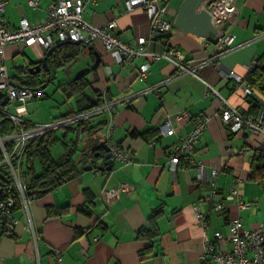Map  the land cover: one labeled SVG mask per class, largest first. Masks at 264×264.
Wrapping results in <instances>:
<instances>
[{"label": "crops", "instance_id": "crops-1", "mask_svg": "<svg viewBox=\"0 0 264 264\" xmlns=\"http://www.w3.org/2000/svg\"><path fill=\"white\" fill-rule=\"evenodd\" d=\"M28 1L9 0L3 19L10 29L19 28L23 18L33 25L40 23L48 6L56 0H39L35 9L28 6ZM181 1L175 0L173 7L170 0H158V4L167 7L166 18L173 22ZM123 3L124 0H95L86 6L82 18L93 26L116 21V33L124 43L147 37L150 30L144 10L136 8L127 14ZM237 8V18L228 28L234 34L230 52L210 67L198 71L201 79L177 75L172 64L160 59L150 63L142 80L137 76L144 58L137 57L129 64L119 66L100 42L89 46L93 48L92 53L100 54V65L86 74L91 88L86 90L96 92L97 99L100 92L108 95L113 106L110 114H104L105 124L101 130L105 129L106 134L107 123L113 126L112 140L132 153L131 164L124 167L116 161L113 170L104 173L83 170L78 177L40 197L29 199L31 224L37 234L35 240L24 210L15 209L14 216L19 224L12 236L0 238V264H36V252L40 264H54V250L62 252V264H216L201 259L205 234L215 249L226 250L230 247L229 242L216 239L214 233L226 237L230 219L240 218L247 229L264 223V189L249 177L253 150L259 146L261 136H229L231 132L219 117L220 98L214 95L216 90L230 106L240 111L248 110L243 85H236L228 72L234 71L244 77L246 66L264 53V0H237ZM165 40V45L156 42L158 44L146 46L153 50L176 47L189 60L187 64L211 57L215 51L214 44L184 34L176 27ZM81 48L77 57L83 55L80 70L92 64L89 48ZM46 52L38 45L25 47L21 42L13 43L5 47L3 55L0 54V64L4 60L8 66L9 62L26 59L27 62L24 60L17 67L26 71L27 66L31 68L34 62H40ZM50 68L55 77L58 68L53 64ZM13 73L8 69L9 76ZM205 83L212 87L210 92ZM45 86L40 88L42 93ZM45 99L47 95L43 93L41 98L25 104L26 119L30 123L49 122L61 116H52L46 111ZM38 108L45 112L44 116H39ZM180 112H188L192 119L176 121ZM197 118L205 119L206 129L196 144L192 162L182 164L174 171L170 166L173 146L191 131ZM167 122L174 129L172 136L160 133V127ZM132 131L151 133L144 139L129 136ZM89 154L85 148L87 160ZM87 160L86 166L89 165ZM199 163L205 170L203 180L196 178ZM211 171L216 172L213 181L219 192L218 199L231 188H237L242 199L252 203L250 208L238 211L234 202L224 201L223 212H211L204 200L210 193L208 177ZM118 183H127L132 190L117 199L108 198L106 192ZM85 190L90 192L89 198ZM90 200L94 202L90 208L95 214L88 217L79 208ZM196 204L206 217L205 229L197 222ZM159 206L162 208L157 220L160 237L152 249L153 254H141L149 243L136 240L135 232L148 225L149 216ZM48 207L54 212L49 217ZM96 220L104 229L94 227ZM77 230L82 234H77Z\"/></svg>", "mask_w": 264, "mask_h": 264}, {"label": "built area", "instance_id": "built-area-1", "mask_svg": "<svg viewBox=\"0 0 264 264\" xmlns=\"http://www.w3.org/2000/svg\"><path fill=\"white\" fill-rule=\"evenodd\" d=\"M8 2L9 0H0L1 55H3L6 46L17 42H21L25 47L38 45L45 51L63 42L83 45L100 42L104 51L119 66L129 64L137 57L144 58L145 62L140 65L137 76L142 80L148 73L150 63L160 59L172 64L177 71V75L187 74L201 79L197 74L198 71L202 68L210 67L220 57L230 52L234 35L228 31V27L234 23L238 15L237 0H205L212 22L218 30V37L215 38V51L211 57L187 64L186 57L176 47L153 50L151 48L148 49L146 46V44L151 46L156 42L159 45L164 44L166 42L165 36L174 27L173 22L166 18V14H168L167 7L159 5L158 0H124L125 13L129 14L136 8H141L149 21V35L137 38L134 43H124L119 39L116 33L117 23L114 20L103 26H93L83 20L82 14L86 6L90 3H95V0H56L48 6L46 16L40 23L33 25L23 18L20 20L19 28L17 29H10L3 19V13ZM27 4L35 9L39 4V0H29ZM249 68L250 66H246L247 70ZM107 69L109 70V68ZM228 76L236 85L241 83V76L234 71H229ZM205 85L207 91L210 92L212 90L210 84L205 83ZM242 87L244 94L249 93L248 88ZM150 89L152 90V88ZM0 91L8 98L5 106L0 103V124L3 119H6L12 126L9 135L4 137L0 135V151L3 156L0 161V174L3 175L5 171L7 172L16 192L14 196L0 186V238L13 235L16 226L19 224V220L14 216V211L19 208L24 210L35 240L37 234L31 224L28 207L29 200L19 176L20 164L26 148L31 141L45 133L62 130L101 114H110L113 104L105 100L100 107L76 113L67 118L49 122L30 123L26 119L25 104L34 98H41L43 93L41 89L14 87L9 81L8 69L4 60L0 64ZM214 95L218 96L221 101L219 117L223 124L229 126L230 131L234 134L246 131L249 134L260 135L259 146L264 145V105L257 117L246 118L241 115L238 108L230 106L228 101L220 96L216 90ZM190 119L191 116L188 112H180L175 117L176 121H188ZM205 128V119L197 118L194 121L191 131L180 139L178 146L172 149V155L170 156L172 170H175L179 157L193 154L194 144ZM112 130L113 126L109 123L106 128L105 142L115 162L118 161L126 167L131 164L132 153L122 149L112 140ZM160 133L162 136H172L174 129L167 122L160 127ZM196 169V178L203 180L205 178L203 166L199 163ZM215 177L216 172L211 171L208 181L212 184V187H214L212 181ZM131 190V186L127 183H118L114 188L108 190L106 194L108 198L117 199L121 194H128ZM218 198V191L215 187L204 197V200L209 204L211 212H221L223 210L224 207L218 201ZM225 201L234 202L238 211L248 209L251 206V202H246L242 199L237 188H231L227 192ZM195 211L198 224L205 229L207 226L206 217L198 204L195 205ZM214 237L224 242L228 241L230 247L226 250L215 249L205 234L203 236L204 248L201 255L203 261H213L216 264H264V223L244 229L239 218H232L228 225V235L225 237L221 233L215 232ZM53 259L54 264H62V252L54 250ZM36 264H40L37 252Z\"/></svg>", "mask_w": 264, "mask_h": 264}, {"label": "trees", "instance_id": "trees-1", "mask_svg": "<svg viewBox=\"0 0 264 264\" xmlns=\"http://www.w3.org/2000/svg\"><path fill=\"white\" fill-rule=\"evenodd\" d=\"M90 45L92 44L89 45L79 44L78 46L64 45L58 48L56 52L53 53L52 56L50 57L51 59L50 58L48 59L49 68L53 64L54 67L62 68L66 70L77 61L78 59L77 57L79 56L82 49L81 47H86V48L88 47L90 51L91 50L93 51V48L89 47ZM92 51H91V56H92L91 63H93L95 60V56L93 55ZM192 60L195 61L196 59H192ZM186 62L188 63L189 60H187ZM51 71L52 70L50 68V71L48 73L43 72L42 74L39 75L37 73L33 74L28 71H23L20 70L19 68H15L13 75L9 76V81L12 85L17 84L19 87L40 89L45 84H47V80H49V82L51 81V78L53 76V72L51 73ZM86 77L87 75L85 74L84 76L79 78L78 81L72 79L67 83V87H69V89L71 90V94H69L68 96H72L75 93L78 94L77 95L78 108L76 110H72L71 112L63 114L58 118H55L54 120L67 118L75 115L76 113L84 112L93 109L95 107H100L103 105V102H105V100L109 101L108 95L105 92L101 93L99 91L100 93L98 94H100V96L97 99L95 97L96 92L92 91V93H90L88 90H86L88 88L91 89L89 87L90 83ZM239 85L241 86L243 85L244 87L249 89V93L245 94V101L249 104L248 110L240 111L238 109L239 112L243 117L246 118L257 117L261 111L262 106L264 105V53L260 55L254 61V63L250 65V68L247 70L246 75L244 77H241V83ZM65 90L66 89H64V91ZM82 92H87L90 96L94 97L96 103L92 104L86 96H83L81 94ZM0 103H1V98H0ZM103 117L104 114H101L99 116L94 117L95 120L91 118L89 120L82 121L81 123L76 124L77 125L76 128H73L71 126L63 128L62 130H64V133L63 136L60 137L61 139L58 138V135L56 134L58 130H56L45 133L44 135L31 141V143L24 152V156L20 164V175H19L20 180L25 188V192L28 200L35 197H40L43 194V193L34 194V192L37 190H47L49 192L50 190L57 188L66 181L78 177L80 173L83 172V168L86 166L87 159L84 157L85 148H87L91 154L95 155L97 152L102 154L103 150L100 146V143L105 141V133L103 135V140H101L99 137L96 136V132L102 129L105 124V119ZM108 125L109 122L107 123V126ZM224 126L228 129V131H230L229 126L227 125ZM11 129L12 126L9 123V121L3 119L0 124V135L2 137L9 135ZM69 130L76 132L75 140L67 141L65 139V136ZM150 133L148 132L146 134V133H139L137 131H132L129 133V136L142 137L146 139L147 135ZM202 134L200 135V137L202 136ZM229 134H230L229 136L240 134L246 137L247 134L249 133H247L246 131H242L240 133L234 134L233 132H231ZM81 135L84 136L83 142H80ZM200 137L198 138L197 142L194 144V151L196 149V144L198 143ZM56 142H61L64 148V153L59 158H55L51 153V148ZM179 142L175 144L173 148L175 146H178ZM118 145L120 146V144ZM2 159L3 156L0 151V161ZM95 159L97 158L95 157ZM191 162H192V154L188 156H181L178 159V163L176 164L175 170L178 166L182 164L188 165ZM36 163L39 165L38 170L35 168ZM249 177L251 180H256L261 185L262 190L264 189V145L257 146L253 150V160L251 164V171ZM212 183L214 184V181H212ZM0 186L3 187L10 194L14 196L16 195L14 185L12 184L11 179L9 175H7L6 171L4 172L3 175L0 174ZM214 187L217 190L215 184ZM214 187H212V184L210 183V192L214 189ZM85 191H86V197L89 198L90 192L88 190ZM218 201L224 207L225 196L221 197ZM91 204L94 205V202L92 200L88 201V204H84L80 206L79 211L88 217L92 216L93 214H95V210L90 208ZM224 209L225 208H223L221 212H223ZM53 213L54 212L51 210V208L48 207L47 210L48 217L52 216ZM161 214H162V208L161 206H159L158 208L153 210L151 215L149 216L147 221L148 225L139 228L135 232L136 240L149 243V246H147L142 251L141 254H150V253L153 254L152 249L154 248V245L158 242V239L160 237L157 220ZM230 221L231 219L229 220V223ZM242 226L244 229H247L244 227L243 223ZM94 227L99 230L104 229L102 223L99 220H96ZM77 234L81 235L82 232L80 230H77Z\"/></svg>", "mask_w": 264, "mask_h": 264}, {"label": "water", "instance_id": "water-1", "mask_svg": "<svg viewBox=\"0 0 264 264\" xmlns=\"http://www.w3.org/2000/svg\"><path fill=\"white\" fill-rule=\"evenodd\" d=\"M173 26L180 29L184 34H189L197 39H202L208 41L210 44H216V37H218V30L215 28L212 18L209 14L208 7L205 4V0H182L178 10L174 16ZM64 45H75L78 46L79 43L73 42H63L56 46L51 47L43 57L40 62L32 64L31 68H26V71L30 73L40 74L41 72L48 73L50 68L48 66L49 57L60 47ZM95 56L94 62L81 70H79L73 80L78 81L79 78L85 74L95 71L100 65V54L98 52H93ZM15 87H19L17 84H13ZM86 96L92 104H95V99L90 96L87 92L81 93ZM0 97L2 98L1 105L5 106L8 102V98L0 91ZM102 147L103 154L96 153L95 157L98 161L93 164H89L83 168L84 171L95 170L97 173L101 172H111L114 168L115 160L113 159L112 153L105 141L100 143ZM99 161L101 163L99 164ZM47 190H37L34 194L45 193Z\"/></svg>", "mask_w": 264, "mask_h": 264}, {"label": "rangeland", "instance_id": "rangeland-1", "mask_svg": "<svg viewBox=\"0 0 264 264\" xmlns=\"http://www.w3.org/2000/svg\"><path fill=\"white\" fill-rule=\"evenodd\" d=\"M174 1L175 0H170V5L172 7L175 6ZM24 60L27 62L26 59H23V61L21 62H19L18 60H15L14 62H9L7 66L9 71L13 72L15 68L19 67L20 64L24 63ZM82 62H83V55H80L78 62L74 63V65L69 69L67 73H66V70L62 68H58V70L55 73L56 78L54 77V73H53L51 82L49 83L47 82L46 86L43 88V93L47 95V99L43 100L44 102L43 105L47 106L46 111H48L52 116L63 115L68 112H71L72 110H76L78 108V104H77L78 94L75 93L72 96H68L69 94H71V90L69 89V87H67V83L68 81L72 80L75 74L80 70L78 68L82 64ZM71 71H73V73ZM42 78H43V75H42ZM64 89L66 90L64 91ZM29 110L31 111L30 106H29ZM35 111H36V108H35ZM38 112H40L39 116L45 115V112L40 111L39 108H38ZM31 116H32V112H31ZM93 120L95 119L93 118ZM71 127L76 128L77 125L73 124ZM63 133H64V130H58L56 132V134L58 135V138L62 137ZM104 133H105V129L104 130L100 129L96 132V136L99 137L101 140H103ZM65 139L67 141L75 140L76 132L69 130L65 136ZM83 139H84V136L81 135L80 142H83ZM51 153L55 158H59L64 153V148L61 142H56L52 146ZM35 168L37 170L39 169V165L37 163L35 164Z\"/></svg>", "mask_w": 264, "mask_h": 264}, {"label": "flooded vegetation", "instance_id": "flooded-vegetation-1", "mask_svg": "<svg viewBox=\"0 0 264 264\" xmlns=\"http://www.w3.org/2000/svg\"><path fill=\"white\" fill-rule=\"evenodd\" d=\"M43 72H41L40 74H42ZM102 148V147H101ZM99 152H101V151H99ZM98 153V152H97ZM102 154H103V151H102ZM95 155L94 154H89V156H88V160H87V162H88V164H93V163H95L96 161H98L97 159H95V157H94Z\"/></svg>", "mask_w": 264, "mask_h": 264}]
</instances>
